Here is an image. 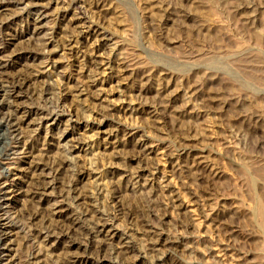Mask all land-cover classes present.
<instances>
[{
    "label": "rangeland",
    "instance_id": "374dc122",
    "mask_svg": "<svg viewBox=\"0 0 264 264\" xmlns=\"http://www.w3.org/2000/svg\"><path fill=\"white\" fill-rule=\"evenodd\" d=\"M264 0H0V264H264Z\"/></svg>",
    "mask_w": 264,
    "mask_h": 264
},
{
    "label": "bare ground",
    "instance_id": "6f19581e",
    "mask_svg": "<svg viewBox=\"0 0 264 264\" xmlns=\"http://www.w3.org/2000/svg\"><path fill=\"white\" fill-rule=\"evenodd\" d=\"M261 223H262V226L264 227V213L261 212Z\"/></svg>",
    "mask_w": 264,
    "mask_h": 264
}]
</instances>
